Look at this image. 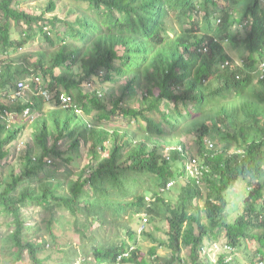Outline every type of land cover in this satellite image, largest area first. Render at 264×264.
Returning <instances> with one entry per match:
<instances>
[{
  "label": "trees",
  "instance_id": "obj_1",
  "mask_svg": "<svg viewBox=\"0 0 264 264\" xmlns=\"http://www.w3.org/2000/svg\"><path fill=\"white\" fill-rule=\"evenodd\" d=\"M15 1L0 0V216L13 225L0 237V249L7 248L8 264L23 263L24 253L33 264H48L39 254L49 241L34 242L27 231L23 211L29 206L48 214L52 243L54 208L70 213L82 246L74 253L91 254L92 264H153L140 257L136 236L152 234L130 226L143 213L167 224V240L159 242L170 251L164 264H234L225 253L215 262L208 258L223 239L229 251L255 241L249 264L264 260V68L257 71L264 59V0H224L232 3L221 7L216 22L210 11L223 0H65L67 14L48 18L43 15L56 9L57 0H46L38 15ZM172 16L179 31L169 26ZM35 34L56 48L48 57L40 52L31 66L15 63L11 54ZM227 45L240 49V63ZM94 78L101 85L83 89ZM26 79L29 96L12 97ZM62 95L70 97L68 107L61 106ZM134 97L135 106L127 105ZM26 109L28 116L42 113L30 120L20 167L3 181L8 148L27 127L20 119ZM115 114L126 124L105 127ZM181 131L193 134L196 156L176 138ZM82 145L88 162L73 171ZM192 156L199 179L187 168ZM40 174L37 185H21ZM240 179L247 183L244 207L229 221L227 191ZM199 180L207 188L204 198ZM179 184L173 200L168 193ZM200 198L202 206L195 203ZM95 222L125 230L134 244L99 239L91 229ZM156 248L148 250L152 261L159 260ZM125 251L130 254L121 256ZM63 264H71L67 253Z\"/></svg>",
  "mask_w": 264,
  "mask_h": 264
},
{
  "label": "rangeland",
  "instance_id": "obj_2",
  "mask_svg": "<svg viewBox=\"0 0 264 264\" xmlns=\"http://www.w3.org/2000/svg\"><path fill=\"white\" fill-rule=\"evenodd\" d=\"M231 3H228L224 0L219 2L218 9L214 7L210 11L211 14L209 16L211 21L216 22L217 21L216 16L220 14V10H222L221 7H225V8L227 6L230 7ZM45 4H46V0H16L13 5L21 10H26L30 13L38 15L44 9ZM68 9H69V5L65 0H57L56 9L52 13H45L43 15V18H48L52 16V14H56L59 17H64L67 14ZM199 14L202 17L204 15V11H201ZM73 16L74 14H71L68 18H73ZM57 26H59L60 28H64V26L59 23L57 24ZM169 26L172 27L174 30L179 31L180 26L175 16L171 17ZM183 27L184 28L188 27V24H184ZM16 37H17V33H12V38L15 39ZM55 48L56 47H52L48 45L39 34H35L32 40L28 44H26L21 49H18L15 53H12L10 58H12L13 61H15V63L22 64L24 66L27 65L31 66L34 60L38 58L40 52L41 53L44 52L45 55L48 57ZM227 52L228 55L231 57L232 61L241 62V51L239 48H232L227 45ZM75 70L76 72H79L80 68L76 65ZM25 81L27 87L23 90L22 96L28 97L29 93H31L28 83L29 80L26 79ZM100 85L101 83L99 82V80L97 78H94L93 81L90 83H83V87H84L83 89L92 90L96 86H100ZM103 86L108 87V84H104ZM115 91L116 93L118 92L117 85H115ZM100 96L102 95L100 94ZM137 96H140V93H138ZM135 98L136 97L131 99V101L127 100L126 104L129 106H135L136 102L133 101ZM52 107H53L52 104L47 102L45 104L44 109L49 110ZM41 113L42 111H37L31 115L29 114V116L26 115L20 117L22 122L26 123L27 127L26 129H24V134L22 135V137H20L18 141L13 143L8 148L9 156L5 160H3L4 163V168L2 173L3 181H10L11 169L13 168L17 170V168L20 167V155L22 153V150L25 148L26 141L30 139L29 137L31 134L30 120L36 118ZM103 122L105 127L110 128L112 126L125 125L126 119L119 114H115L112 115V117L108 121L106 122L103 121ZM176 136L178 140H181L183 142L185 148L187 150H190L192 155L196 156L197 147L195 145L193 134L185 131H181L178 132ZM61 145L63 146V147L61 146L63 149L66 148V143H62ZM80 151L82 156L80 155V157L74 158L70 164V166H72L73 171L76 169L78 170L79 168L83 167V165L86 162H88V159L86 157L87 149L82 145ZM70 153L72 152L70 151ZM52 161H55L58 166L59 164H61V161L57 160L56 158H53ZM175 162L179 164V161H175ZM188 164H190V162ZM43 178L44 175L40 174L37 177H34L30 180H26L21 185L29 182L32 185H37L39 181L42 180ZM179 183L182 185L183 181L180 180ZM180 184L179 187L173 188L174 186H172L171 190L168 193V196L173 200H176L178 198V195L180 193ZM246 184L247 183L245 182V180L243 181L240 179L227 191L228 205L226 207L224 215L228 218L229 221H232L234 217L238 216L243 210L244 200L246 196L245 189H247L245 187ZM199 186L201 188L202 196L204 198L207 192L206 185L203 182H199ZM203 198L195 200V203L198 204L199 206H202ZM23 212H24L25 224L29 227L28 228L29 230H27L28 232H30L29 237L32 238L34 242H39L42 239L49 241L48 247L46 246V249L39 254L41 258L45 259L46 263L63 264L64 258L66 257V253L69 255L71 259V264H92L94 262L91 254H88L87 256L84 257L81 251H79V254L74 253L73 247L76 249H80L82 246L80 245L77 234L71 231L73 230L74 227L71 223L73 217L70 215V213L59 207L54 208L53 212H54L55 221L54 224L52 225L53 226L52 232H54L56 239L52 243L51 236L47 233V229H46L47 226L46 220L48 218V214L42 211L40 207L37 206L26 207ZM5 220L8 221L9 219L0 216V237H4L5 235H7L8 232L13 228V225L9 226L8 224L4 223L3 221ZM99 224L100 223L95 222L91 227V229L94 230L96 236L99 239H102V236L104 235L105 239L111 242L119 243L121 240L124 239L127 240L130 245L134 244L127 238L125 230L123 229L112 230L111 225L107 226L108 228L104 227L103 230L99 226ZM130 226L133 229H138V232H140L139 228L141 226V221L135 218L134 221L130 223ZM144 231H148L150 234H152V238L144 237L141 233L140 234L137 233L136 236L139 246L140 257H143L146 260L149 259L153 264H164L162 258L170 255V251L165 246L159 244V242H166L167 240V234H166L167 224L165 220L160 219L158 217L154 218L149 216V220L146 222ZM84 241L86 244L90 243L88 239ZM224 242L225 241L223 239L221 242H219V244L214 245V247L210 249L208 258L210 259L211 262H215L219 254L225 253L228 256V259L232 260V263L234 264H249L250 257L257 247L255 241L248 240L245 243L246 244L245 247L243 245L238 249H234L233 250L234 253H232L233 251H229V249H227L223 245ZM57 243L59 244V247L57 246ZM1 245L7 246V243L3 244V242H1ZM153 245H157L156 254L159 256L158 257L159 260L157 261H152V258L154 256L152 257L148 253L149 248ZM187 254H188L187 249H184L181 253V255L185 257L187 256ZM23 256L26 257L25 261L23 263H18V264H33L30 260L27 259L25 253L23 254ZM9 258L11 257L8 256L7 248L5 247L3 250L0 249V264H8ZM121 264H135V263L127 262ZM183 264H189V263L184 262Z\"/></svg>",
  "mask_w": 264,
  "mask_h": 264
},
{
  "label": "built area",
  "instance_id": "obj_3",
  "mask_svg": "<svg viewBox=\"0 0 264 264\" xmlns=\"http://www.w3.org/2000/svg\"><path fill=\"white\" fill-rule=\"evenodd\" d=\"M35 81L41 82V78L39 76H36ZM27 87L26 81L25 80H19L16 85V90L13 94L12 97H17L22 95L23 90ZM39 93H41L45 98H51V94L48 92V90H40ZM71 104L70 102V97L67 95H62L61 97V106L62 107H68ZM24 115L28 114V109H26L23 113ZM213 143L210 140H207V148H212ZM191 165V166H190ZM189 166V167H188ZM187 168L194 174L197 178L199 176V171H198V164H197V159L196 158H191L190 164L187 165ZM170 184H168L169 186ZM148 221L147 215L145 213L142 214V219H141V226L139 228V231L144 230V227L146 225V222ZM227 249H232L229 246H225ZM132 248V247H131ZM130 254L129 251L123 252L121 256L127 257ZM120 257H118L119 259ZM258 264H264V260H258Z\"/></svg>",
  "mask_w": 264,
  "mask_h": 264
},
{
  "label": "clouds",
  "instance_id": "obj_4",
  "mask_svg": "<svg viewBox=\"0 0 264 264\" xmlns=\"http://www.w3.org/2000/svg\"><path fill=\"white\" fill-rule=\"evenodd\" d=\"M235 63H240V62H235ZM263 68H264V59H263V61L260 63V66H259V69L257 68V71H262L263 72ZM237 78H238V76H237ZM209 140V139H208ZM212 143H213V141L212 140H210ZM206 146H207V139H206ZM213 147H214V143H213ZM212 147V148H213ZM212 148H209V149H212ZM193 158H196V157H194V156H192ZM195 176V175H194ZM200 178V177H199ZM198 178V179H199ZM198 182H200V180L198 181Z\"/></svg>",
  "mask_w": 264,
  "mask_h": 264
}]
</instances>
